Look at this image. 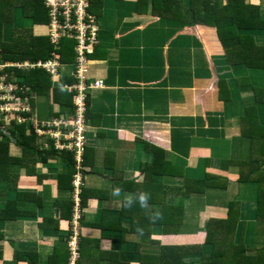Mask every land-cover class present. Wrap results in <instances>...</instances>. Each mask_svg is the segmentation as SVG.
Segmentation results:
<instances>
[{
  "label": "crops",
  "instance_id": "0c3cea01",
  "mask_svg": "<svg viewBox=\"0 0 264 264\" xmlns=\"http://www.w3.org/2000/svg\"><path fill=\"white\" fill-rule=\"evenodd\" d=\"M90 11L96 16L99 30L93 52L88 55L86 78L91 83L102 80L103 86L88 90V164L80 184L81 190L89 189L90 197L87 196L85 208L81 205L80 210L79 206V254L75 264L80 263L83 238L91 242L88 253L83 256L87 264H110L112 256L106 253L116 252L121 258L125 257L128 246L119 241L118 222L130 193L121 189L122 181L143 180V169L158 157L170 165L188 166L200 176L206 167V171L230 180L226 190L205 199L211 206L209 212L214 209L213 213L226 217L228 204L240 200L237 235L245 224L244 242L250 264H264V254H260L264 252V224L258 221V186L239 182L241 164L248 160L253 146L247 133L255 131L250 129L253 126L249 122L243 121L246 108L257 106L260 120L264 121V104L257 105L255 99V86L264 87V72L251 70L245 64L231 65L220 41L217 39L215 43L208 39L212 37L208 28L161 18L154 15L150 7L148 12H140L138 0H91ZM47 34L54 50L46 62L57 60L64 66L63 71L70 73L76 63V40L64 36L59 44H54L50 25ZM63 40L74 43L72 62L61 60ZM7 64L5 69L17 67L16 63L7 62L0 64V68ZM2 71L0 80L2 78L5 84ZM58 79L51 78L54 83ZM26 105L23 102L22 106ZM30 108L37 123L55 118L50 116L44 101L35 109ZM43 145H46L44 141ZM160 150L164 151L163 155ZM63 169L66 171L58 161L49 165L38 163L37 171L51 175L50 179L42 178L39 182L36 177L20 178L18 190L36 192L42 197V201L29 198L20 207L35 210L36 216H30V220L23 217L0 223V231L5 232L7 239L14 240L22 250L38 254L37 264L51 261V264H66V251L70 252L75 206L69 222L65 218L68 205L60 201L76 199L75 192L58 189L55 175ZM168 169L173 171V166ZM154 178L168 186L178 184L175 177L169 175ZM115 180L119 182L114 184ZM117 187L118 195L114 192ZM167 201L173 204L177 198L171 195ZM51 217L50 227L47 224L42 228L44 218ZM189 222L196 223L191 218ZM132 239L142 244L139 249L142 256L154 249L148 239L144 241L137 234H133ZM161 240L164 244H174L182 238L169 236ZM94 242L98 245L96 250L92 249ZM58 248L62 249L60 256L56 255ZM0 249L4 251L1 264H28L14 261L13 248L7 241L0 242ZM69 258L68 264H71V252ZM140 258L137 252L129 256L131 264H143Z\"/></svg>",
  "mask_w": 264,
  "mask_h": 264
},
{
  "label": "trees",
  "instance_id": "16d2710c",
  "mask_svg": "<svg viewBox=\"0 0 264 264\" xmlns=\"http://www.w3.org/2000/svg\"><path fill=\"white\" fill-rule=\"evenodd\" d=\"M149 7L154 15L161 18L167 17L187 22L194 27L208 28L212 34L208 39L215 43L217 39L220 41L231 65L245 64L251 70L264 72V0H138V11L146 13ZM48 11L46 0H0V64H33L51 58L54 46L47 34L50 25ZM73 47L72 41L63 40L60 51L64 55L62 61L74 60ZM1 76H4L5 84L13 83L18 86L15 93L21 99L28 98L33 109L41 101L47 103L51 117H61L63 114L73 113L75 109L74 94L65 85H72L77 80L65 70L56 83L41 68L21 69L10 66L3 69ZM255 93L257 105L264 104V87L255 86ZM18 115L25 118V122L19 123ZM12 116L9 122L0 121V223L23 217L30 220V216H36L35 210H23L20 207L29 198L42 201V197L36 192L20 191L18 186L23 176L36 177L39 182L44 178L50 179L51 175H42L37 171L38 163L49 165L50 162L58 161L64 165L66 171L63 169L55 175L60 191L69 190L74 193V176L78 172L75 151L61 150L54 140H44L35 134L30 121L34 117L33 113H17ZM243 121L249 122L253 126L250 129L255 131L247 133L253 146L250 147L248 160L241 164L239 182L257 184L258 221L264 224V121L260 120L257 106L246 108ZM42 141L47 143L46 147ZM86 150L81 169L83 176L88 164ZM160 153L163 155L164 151L160 150ZM169 166H173V171H169ZM208 168L210 167L207 166ZM198 173L194 174L185 165H170V162L158 157L143 169V180L122 181L124 186L121 189L129 192V198L134 201L127 208L123 203L118 222L121 232L119 241L128 246V251L122 258L120 253H106V256H112L110 264H131L129 256L136 252L141 257L139 262L143 264H250L251 258L247 256L244 242L245 224L237 235V210L241 201L236 199L228 204L226 217L213 213L214 209L209 212L211 206L205 201L214 193L226 190L230 180L215 172L206 171V167L202 176ZM168 175L175 177L178 182L176 187L154 178ZM116 181L119 182L115 180L114 184ZM88 190L82 188L79 196L80 210L81 205L83 209L88 204ZM140 193H147L149 196L144 206L136 199ZM171 195L176 196V203H168L167 199ZM186 200L190 204H186ZM60 203L68 205L65 218L71 222L75 201L71 198ZM190 218L196 223L189 222ZM52 219L44 218L40 226L45 228L48 224L50 227ZM133 234L139 235L144 241L150 240L154 249L142 256L139 250L142 244L132 239ZM200 235L203 236L199 239ZM151 236L155 239L151 240ZM169 236H180L182 241L164 244L162 237ZM236 239L239 241L236 242ZM4 241L13 248L14 261L37 264L36 252L20 249L14 240L7 239L5 232L0 231V242ZM90 246L89 240H81L79 264L88 263L83 256L88 253ZM92 249H98L97 242H94ZM61 250H56L57 256H60ZM262 253L264 254L261 251L260 254ZM69 256L70 252L67 250L64 263H69ZM3 259L4 251L0 249V264Z\"/></svg>",
  "mask_w": 264,
  "mask_h": 264
},
{
  "label": "built area",
  "instance_id": "2783aa9c",
  "mask_svg": "<svg viewBox=\"0 0 264 264\" xmlns=\"http://www.w3.org/2000/svg\"><path fill=\"white\" fill-rule=\"evenodd\" d=\"M46 6L49 8L50 16V35L54 44H59L64 36L75 39L77 42V56L74 69L69 73L77 82L74 84H66L65 88L69 92L74 93V102L76 116L71 114L61 115L55 117L51 121L44 123H37L34 117L30 119L35 134L40 138L52 139L56 146L63 150L68 149L75 151V159L77 161V168L80 176L82 163L84 161V153L88 143L87 136V98L88 90L94 87H102L103 81L88 82L86 74L88 72V55L93 52V47L97 42L98 26L96 16L90 11L91 0H46ZM9 66V64L1 66L0 71ZM19 68H42L45 69L52 79L59 78L64 69L56 60L38 61L36 63L25 62L23 64L16 63ZM8 93H2L5 90ZM15 84H4L3 79L0 80V114L6 112L30 113L32 110L29 105V99H21L15 92L18 90ZM27 103L22 106V103ZM12 114V115H13ZM18 122H25V118L20 115L17 116ZM45 146L47 143L45 142ZM81 180V178H80ZM78 181L74 179L75 182ZM80 182V181H79ZM81 184L75 185V215L73 219V236L69 242V249L71 252V264H75L78 257V228L80 224V189Z\"/></svg>",
  "mask_w": 264,
  "mask_h": 264
},
{
  "label": "clouds",
  "instance_id": "9594fccd",
  "mask_svg": "<svg viewBox=\"0 0 264 264\" xmlns=\"http://www.w3.org/2000/svg\"><path fill=\"white\" fill-rule=\"evenodd\" d=\"M114 192L118 195L120 193V189L117 187L114 189ZM136 199H138L139 203L141 204V206H144L146 205L148 199H149V196L147 193H140ZM133 199L132 198H128L124 201V206L127 208V207H131V205L133 204ZM156 216H159V213H156L155 214Z\"/></svg>",
  "mask_w": 264,
  "mask_h": 264
},
{
  "label": "rangeland",
  "instance_id": "374dc122",
  "mask_svg": "<svg viewBox=\"0 0 264 264\" xmlns=\"http://www.w3.org/2000/svg\"><path fill=\"white\" fill-rule=\"evenodd\" d=\"M21 23H24V22H21ZM20 24V21L18 22V25ZM22 105H23V103H22ZM12 112L10 113V112H6L5 114H3V116H0V121L2 120V121H7L8 120V122L9 121H11L12 120ZM63 115H66V114H63ZM72 115L75 117L76 116V112L75 111H73V113H72ZM43 142V141H42ZM76 175H79V172H77L76 174H75V176H74V178L76 179V180H78V181H76L75 182V184H74V187H75V185H78L80 182V178L82 177L81 175H83L81 172H80V176H77L76 177ZM77 189V188H76ZM76 189H74V190H76ZM80 189H81V186H80ZM258 190V187H256V191ZM80 191H82V190H80ZM172 200V199H171ZM187 203L189 204V201H187ZM203 235H200L199 236V239L202 237Z\"/></svg>",
  "mask_w": 264,
  "mask_h": 264
}]
</instances>
